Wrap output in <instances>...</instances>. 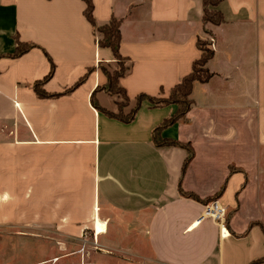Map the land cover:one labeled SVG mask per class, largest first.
Returning <instances> with one entry per match:
<instances>
[{
  "label": "crops",
  "instance_id": "0c3cea01",
  "mask_svg": "<svg viewBox=\"0 0 264 264\" xmlns=\"http://www.w3.org/2000/svg\"><path fill=\"white\" fill-rule=\"evenodd\" d=\"M92 1L99 25L121 20L125 113L140 95L168 97L200 58L202 39L215 41L212 75L194 81L189 109L174 123L162 127L177 103L148 99L124 122L91 100L107 82L103 66L114 70L117 60L98 45L84 0H0L1 235L20 233L4 232L9 224L35 231L36 221L57 219L61 234L82 240L74 250L47 243L51 254L27 264H264L254 262L264 257V0H221L220 24L204 21V0ZM19 42L36 46L15 56ZM52 63L42 87L59 95L40 96L35 84ZM94 96L119 111L117 95ZM155 133L192 149L184 172L188 150L158 144ZM224 185L221 235L217 222L199 217ZM36 199H59L58 210L37 215Z\"/></svg>",
  "mask_w": 264,
  "mask_h": 264
},
{
  "label": "trees",
  "instance_id": "16d2710c",
  "mask_svg": "<svg viewBox=\"0 0 264 264\" xmlns=\"http://www.w3.org/2000/svg\"><path fill=\"white\" fill-rule=\"evenodd\" d=\"M84 1L87 4L86 9L84 11L85 16L93 25L95 33L96 34L100 33L102 35V37L97 36L98 45L100 47L111 48V50L113 51V54L115 56V59L117 60V62H119V66H120V69H114V71L112 73L107 71L105 69V67L103 66L102 69L107 76V82L104 85L98 86L96 88L95 92H97L100 89H105L111 95H116L117 93L123 95V97L126 100L125 102H118L119 111L117 113H115L113 111H110V110H107V109L101 107L99 105V103L95 100V96H94L95 92H94L91 96V100H92L93 105L100 112L106 113L107 115L114 117V118H117L119 120H122L124 122H130L135 118V115H136L138 109L140 108L142 100L148 99L156 105H165V104H169V103H177L179 105V110L177 111V113L175 115H173L172 117L168 118L167 120H165L162 127H165L171 123H174L175 121H177L178 119L183 117L186 114V112L190 106L189 95L192 91L194 81L199 80V81L206 82L207 80H209V78L212 75L210 73V71L206 68L207 62L214 55V49H212L209 46V43H206L207 47L203 48L201 46V42H200L201 40H199V47H200L201 52H202L200 58L194 61L192 71L188 75H186L181 80V82H179L177 85H175V87H173L171 89L168 97H149L145 94L140 95L137 98L136 105L130 110V112L125 113L123 109H124V106L129 103V98L126 94L125 89L120 86L119 78L124 76L128 72V68H124L122 66V59H124L125 57L120 52V44H121V39H122L121 20L118 19L117 17L113 16L109 22H107L103 25H99L96 22V19L94 17L93 1L92 0H84ZM220 2H221V0H204V21L206 23L210 22L213 24H220L221 22H223V20H224L223 14L220 11V9L218 8V5ZM35 46L36 45L33 43L19 42L17 49L15 51V56L21 55V54L29 51L31 48H33ZM54 70H55V65H54V63H52V67H51V70L48 73V75H46L44 79L36 82L35 88L37 90V93L40 96H57V95H59V94H57V95L48 94L42 87L43 84L53 75ZM89 71H91V69L88 70V72ZM88 72L83 77H81L71 88L67 89L63 93H68V92L72 91L73 89H75L77 86H79L86 79ZM157 136L158 135L155 133V139H156V142L158 144H172V145L184 147L188 150L189 154H188V156L185 160L184 166H183V172H184L187 165H188V162L190 161V159L193 156L192 149L187 144L181 143L177 140L165 139L163 141H160ZM224 189H225V185L221 188V190L212 199H209L208 202L212 201L213 199L216 198V196L220 195L224 191ZM188 195L193 196V197H197L196 195H194L192 193H190ZM254 224H256V223H253L252 225H254ZM261 226L263 227V230H264V226L263 225H261ZM263 261H264V257L254 261V262L257 263V262H263Z\"/></svg>",
  "mask_w": 264,
  "mask_h": 264
},
{
  "label": "rangeland",
  "instance_id": "374dc122",
  "mask_svg": "<svg viewBox=\"0 0 264 264\" xmlns=\"http://www.w3.org/2000/svg\"><path fill=\"white\" fill-rule=\"evenodd\" d=\"M98 37H102L100 33H97ZM210 40H205L202 39L201 46L203 48H206L207 45L206 43H211L209 42ZM211 45V44H210ZM213 49V48H212ZM125 65V66H124ZM122 66L124 68L127 67L126 59H122ZM105 69L109 72H113L114 70L109 69L108 67L105 66ZM116 69H120L119 62L116 64ZM129 70V68H128ZM121 101L119 102H125V98L121 94H116ZM124 110V109H123ZM216 199V198H215ZM44 199H36L35 202V212H37V215H47L50 212V207L52 206V211L58 210V202L59 199H51L52 204L46 205L48 200ZM50 200V199H49ZM78 201H81L79 203L80 207H83L86 203V199H77ZM72 199H68L69 203V208H70V203L72 202ZM80 210V209H79ZM40 213V214H39ZM51 222H40L39 220L36 221L35 224V231H31L33 226H28L27 224H20L18 226H11L6 225L4 226V232L7 231H15L18 229L20 233L18 235H14L15 233H4V236H2L0 233V264H27L31 262H35L39 259L45 258L51 254V251L49 247L46 248L47 243H56L59 241H67L69 247L68 250H74L78 248V245L82 243L81 239H77L74 236H66L65 234L63 235L58 231L60 229V224L62 221L57 220V219H52L50 220ZM44 223H50V224H44ZM13 228L14 230H11ZM6 229H8L6 231ZM12 234V235H9ZM92 233H89V244H92ZM55 252V251H54ZM58 255L61 254L60 252L57 253ZM58 263L57 264H72L71 260L72 258H66L62 257L57 259ZM75 260V259H74Z\"/></svg>",
  "mask_w": 264,
  "mask_h": 264
},
{
  "label": "built area",
  "instance_id": "2783aa9c",
  "mask_svg": "<svg viewBox=\"0 0 264 264\" xmlns=\"http://www.w3.org/2000/svg\"><path fill=\"white\" fill-rule=\"evenodd\" d=\"M211 42L212 43L210 47L215 48L214 38L211 39ZM227 215V207L223 205L219 199H213L205 205L204 210L199 217V220H204L206 218L213 219L220 225L221 235H224L225 233L223 226L226 224Z\"/></svg>",
  "mask_w": 264,
  "mask_h": 264
},
{
  "label": "bare ground",
  "instance_id": "6f19581e",
  "mask_svg": "<svg viewBox=\"0 0 264 264\" xmlns=\"http://www.w3.org/2000/svg\"><path fill=\"white\" fill-rule=\"evenodd\" d=\"M97 228H98L97 232L105 233L107 230V225H106V223L103 222V223L99 224ZM223 228H225V227L223 226Z\"/></svg>",
  "mask_w": 264,
  "mask_h": 264
}]
</instances>
